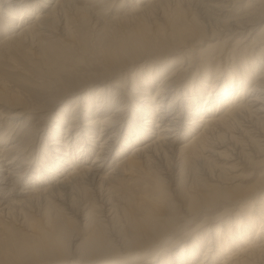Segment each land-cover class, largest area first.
<instances>
[{
	"label": "bare ground",
	"instance_id": "obj_1",
	"mask_svg": "<svg viewBox=\"0 0 264 264\" xmlns=\"http://www.w3.org/2000/svg\"><path fill=\"white\" fill-rule=\"evenodd\" d=\"M82 1L0 0V61L6 45L54 51L47 38L59 35L73 46L69 23L118 0ZM192 1L122 0L130 8L106 24L137 27L114 30L95 57L107 66L49 84L34 103L0 85L8 137L73 99L39 128L42 150L0 136V264H264V0H199L197 22L169 11ZM198 162L208 183L193 187ZM87 190L92 202L77 205Z\"/></svg>",
	"mask_w": 264,
	"mask_h": 264
},
{
	"label": "rangeland",
	"instance_id": "obj_2",
	"mask_svg": "<svg viewBox=\"0 0 264 264\" xmlns=\"http://www.w3.org/2000/svg\"><path fill=\"white\" fill-rule=\"evenodd\" d=\"M92 2L95 3V0H89V1L83 0L82 2H80L81 4H79L78 6L81 8L82 7L91 8L94 5ZM198 2H199V0H193L192 2H188V3L183 4V5H176L174 7V9H170L169 11H172V10L180 11V13L182 15H186L187 13H193V14H195L193 21L197 22L198 18L196 19V14L199 12V9H200L199 8L200 3H198ZM82 3H84V4H82ZM88 4H89V6H88ZM128 4H129V2L125 3V2H122V0H118L111 6L110 9H108L109 10L108 12L105 11L102 14V11H100V12H98V11L94 12L93 11L97 15H94L95 18H91V20L87 22V25L86 24L81 25V23L70 22L69 23L70 32L74 33V35L77 37L75 39L73 38V40H75L73 46L70 44L69 40L62 38L59 35H57V36L55 35L51 38H47L49 43H51V45L49 47L53 46L55 48L54 51H46V48L44 46V47H37V49H34V52L27 53V51H25L26 54L23 52L22 53L19 52L17 54V52H15V51H13V53L8 52L9 47L7 45L5 47H3L5 52L2 54V58H6V59H3L4 62L2 60L0 61L1 62L0 63V65H1L0 66V69H1L0 70V82L2 81V84L0 83V85L5 86V88L7 89V92H4V93L6 95H9V96H11L13 93H17V92L22 93L24 98L26 97L27 101H30V103H34V101H38L39 98H42L43 96L48 95V93H49L48 87L53 85V84H60L61 81H63L64 77H65V79H67V80L64 79L65 82H67L71 78L72 79H74L75 77L80 78L81 75L82 76L87 75L89 73V71L90 72L95 71L96 70L95 68H98V70L105 68L107 66V64H104V63L101 64L99 61H97L98 58H95V57L107 56L106 50L109 49L110 46L111 47L114 46L115 43H117L116 40H118L120 37L128 36V35H126L125 32L129 33L130 31L131 32L136 31L135 27H137L136 26L137 22L135 20H138L137 18L134 19V22H132L133 20H123L122 22H120L118 24L117 27H114V28H113V26L108 25L109 23L106 24V22L113 21L114 15L115 16L123 15L124 11L130 8L128 6ZM260 13H264V9H262L260 11ZM90 15H93V14L91 13ZM97 19H99L100 23L98 22ZM154 20H155V18L150 19V21H154ZM103 23H105L106 25L104 26ZM155 23L160 27V29H162V26H161L162 22L160 20H156ZM74 24L77 26H75ZM133 25H135V26H133ZM263 25H264V21L262 20V23H260V28ZM126 26H127V28H126ZM131 26H133V27H131ZM110 27L113 29V31L110 30ZM124 27L126 30L125 32H124ZM74 28H76V29L74 30ZM133 28H134V30H133ZM116 29H119V31L121 32L120 37L117 34L115 35V33H114V35H111V34H113L114 30H116ZM115 32L117 33V31H115ZM122 33L124 35H122ZM208 33L210 34V32H208ZM107 35L110 37H108ZM80 36H82V38ZM79 37H80V39H79ZM107 38H109V39H107ZM76 39H77V41H76ZM102 39H103V41H102ZM81 40L83 41V43L79 42ZM78 42H79V45H78ZM108 42H109V44H108ZM212 42H214V41H212ZM76 43H77V45H76ZM208 43L209 42L203 41L202 45L203 44L204 45L203 46L200 45V47L198 49H201V48L204 49ZM108 45H110V46H108ZM100 46H104V47H100ZM102 49L104 52H102ZM98 50L101 51L102 53L100 52L101 54H99ZM14 60H15V62H14ZM14 63L15 64L17 63V64L15 65ZM98 65H100V66H98ZM16 66H17V69H15ZM5 67H7L10 71L5 70ZM19 67H21V68H19ZM18 68L20 71H16V70H18ZM89 69H91V70H89ZM12 70H13V72H12ZM69 74H71V75L73 74V75L71 76ZM74 75H76V76H74ZM191 76L192 75H190V77ZM5 78H7V79H5ZM188 79H189V77H188ZM56 80H58V81H56ZM3 81H4V83H3ZM5 83H7V84H5ZM49 84H51V85H49ZM31 87H34V88L36 87L38 89H34ZM32 89H34V90H32ZM44 89H47V90L44 93H42V91H44ZM23 90H25V91H23ZM155 90H157V87H154L152 89V92H155ZM22 91L26 92V94L23 93ZM28 91H30V92H28ZM93 91H95V89ZM32 93H34L35 96ZM36 94H37V97H36ZM41 94H43V95H41ZM72 100L73 99H70L71 102H72ZM70 101L68 100V101L61 103L60 106L54 111L52 109H48L47 111H45L46 116H44V115L41 116V114H39V115L37 114V115H33V117L30 119H27V117H26L21 123H18V125L15 127V129L12 132L13 133L12 137H8V135H4L8 129L7 121H5V123H4L5 125H2L1 126L2 128L0 127V136L8 137L7 145L13 141H16V143H18L19 139H21V138H22V141H24L25 138L28 139L27 142L34 140L33 147L36 148V145H38V149L42 150L43 147L45 146V143L47 140H46V137L43 138V136H39L40 140H39V143H37L36 134L38 133L39 128L42 126V124L44 123L45 120L47 121L49 115L52 116V115L56 114L57 112H59L60 107L63 108V107L69 106ZM4 111H5L4 114H6V115H8L7 114L8 111L10 112V110H7V109ZM4 120H7V118ZM85 120L86 119H84L83 122H85ZM19 124H22L21 127ZM30 128H32V129L30 130ZM29 130H30V133L28 132ZM40 135H42V132ZM15 138H16V140H15ZM2 145H5V144H2ZM35 153H37V151H35ZM211 159L214 161V163H217V161H221V160H215L213 157H211ZM37 161L38 160H36L34 163H36ZM201 163L202 162H200V163L198 162L196 165H193L191 168H189V172H187L188 179L190 180L189 183H191L190 185H192L193 187H195V186L199 187V180L197 181L198 178L203 179L204 182L208 183L207 181L204 180L205 176H202V173H203L202 169L204 168V166H203L204 164H201ZM199 165H202V166H199ZM263 168H261V169H263ZM108 169H109V167H107L104 172H106ZM168 169H169V167L166 169L167 172H169L171 170V169H169V170ZM252 170H253L252 168L239 170V172L237 174L241 173L243 176H248ZM233 175H235V174H233ZM251 176L252 177H250V179L245 180V181L250 183V182L255 181L256 178H258L257 177L258 175H251ZM155 178L156 177H154V180H156ZM240 181H243V180L240 179L237 182H240ZM189 183L187 184L188 188L191 187L189 185ZM195 183H196V185H195ZM164 186L167 188L166 185H164ZM134 187H135V189H134ZM136 188L137 187L134 184H131V185L125 186L123 191H124V193H126L127 191L131 192V191L136 190ZM125 190H127V191H125ZM87 192L91 193V195L89 193H86V195H83V193H81V194H78V196H76L77 198L76 197L74 198V201L77 205L79 204V202H80V204H83V203H86L89 201L92 202L93 192H91L89 190H87ZM122 192H121V194H124ZM187 192H188V189H187ZM80 195H83V196H80ZM174 200H176V199H174ZM221 211H222V208L215 210L216 213L221 212ZM212 213H214V212H212ZM68 217H70V216H68V215L65 216L64 221L66 222V224H68V221H67ZM200 220H202V218L199 219L198 221H200ZM116 229H117V227H116ZM2 235L3 234L0 232V240L3 241V239H4L3 237H5V235H3V236ZM1 237H2V239H1Z\"/></svg>",
	"mask_w": 264,
	"mask_h": 264
}]
</instances>
